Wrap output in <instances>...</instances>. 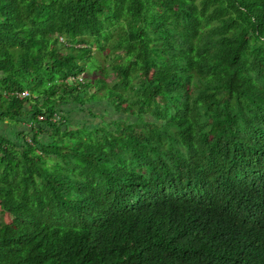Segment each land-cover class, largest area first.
Returning a JSON list of instances; mask_svg holds the SVG:
<instances>
[{
	"label": "trees",
	"instance_id": "obj_1",
	"mask_svg": "<svg viewBox=\"0 0 264 264\" xmlns=\"http://www.w3.org/2000/svg\"><path fill=\"white\" fill-rule=\"evenodd\" d=\"M0 123V264H264V0H0Z\"/></svg>",
	"mask_w": 264,
	"mask_h": 264
},
{
	"label": "rangeland",
	"instance_id": "obj_2",
	"mask_svg": "<svg viewBox=\"0 0 264 264\" xmlns=\"http://www.w3.org/2000/svg\"><path fill=\"white\" fill-rule=\"evenodd\" d=\"M92 54L95 55V58L97 60L98 63H103V60L101 57H99L97 55V53L93 50ZM90 76L94 75V73H90ZM110 79H112V76H109ZM90 111L92 113V115L90 116L88 114V111L86 109L84 110H79L77 107L76 108H72L74 110H71L70 114L73 115V119H70L69 124L70 127H75L77 125L78 122H82V123H86L89 124L90 126L95 125L96 123L99 122L100 117L103 118H107V116H109V114H112L108 111H104L105 108L108 109V106H105V102L101 101V102H97V103H92V105L89 106ZM85 111V112H83ZM83 112V113H82ZM15 126H9V124L7 123H0V133H4L7 134L10 131L14 130Z\"/></svg>",
	"mask_w": 264,
	"mask_h": 264
},
{
	"label": "built area",
	"instance_id": "obj_3",
	"mask_svg": "<svg viewBox=\"0 0 264 264\" xmlns=\"http://www.w3.org/2000/svg\"><path fill=\"white\" fill-rule=\"evenodd\" d=\"M78 79L80 80V77H78ZM18 97H24V96H27V92L24 90L20 93L17 94ZM38 118H41V117H38Z\"/></svg>",
	"mask_w": 264,
	"mask_h": 264
}]
</instances>
